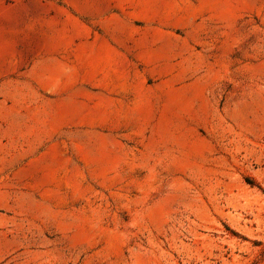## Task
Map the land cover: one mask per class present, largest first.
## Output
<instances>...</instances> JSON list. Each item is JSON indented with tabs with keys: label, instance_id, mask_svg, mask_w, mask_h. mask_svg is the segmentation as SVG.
<instances>
[{
	"label": "rangeland",
	"instance_id": "1",
	"mask_svg": "<svg viewBox=\"0 0 264 264\" xmlns=\"http://www.w3.org/2000/svg\"><path fill=\"white\" fill-rule=\"evenodd\" d=\"M0 264H264V0H0Z\"/></svg>",
	"mask_w": 264,
	"mask_h": 264
},
{
	"label": "bare ground",
	"instance_id": "2",
	"mask_svg": "<svg viewBox=\"0 0 264 264\" xmlns=\"http://www.w3.org/2000/svg\"><path fill=\"white\" fill-rule=\"evenodd\" d=\"M95 151H96L97 153H99V152H100V146H97V147L95 148Z\"/></svg>",
	"mask_w": 264,
	"mask_h": 264
}]
</instances>
